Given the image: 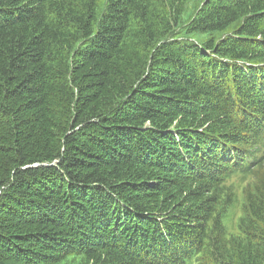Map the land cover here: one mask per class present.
I'll return each mask as SVG.
<instances>
[{
  "label": "trees",
  "instance_id": "16d2710c",
  "mask_svg": "<svg viewBox=\"0 0 264 264\" xmlns=\"http://www.w3.org/2000/svg\"><path fill=\"white\" fill-rule=\"evenodd\" d=\"M0 264H264V0H0Z\"/></svg>",
  "mask_w": 264,
  "mask_h": 264
},
{
  "label": "rangeland",
  "instance_id": "374dc122",
  "mask_svg": "<svg viewBox=\"0 0 264 264\" xmlns=\"http://www.w3.org/2000/svg\"><path fill=\"white\" fill-rule=\"evenodd\" d=\"M183 129V128H182ZM167 150H168V148H167ZM201 154H205L206 155V152H201ZM166 239V245L165 246H163V247H158L157 248V252H161V253H163V254H166V253H168V249H170V247H171V245H172V243H171V240L169 239V238H165ZM154 249V248H153ZM136 254L137 255H139L138 254V252H136Z\"/></svg>",
  "mask_w": 264,
  "mask_h": 264
}]
</instances>
